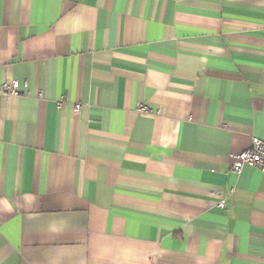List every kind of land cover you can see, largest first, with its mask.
Wrapping results in <instances>:
<instances>
[{"label":"crops","instance_id":"1","mask_svg":"<svg viewBox=\"0 0 264 264\" xmlns=\"http://www.w3.org/2000/svg\"><path fill=\"white\" fill-rule=\"evenodd\" d=\"M12 81L0 264H264V0H0Z\"/></svg>","mask_w":264,"mask_h":264},{"label":"built area","instance_id":"2","mask_svg":"<svg viewBox=\"0 0 264 264\" xmlns=\"http://www.w3.org/2000/svg\"><path fill=\"white\" fill-rule=\"evenodd\" d=\"M0 94L4 96L20 97L26 95L19 90L17 81L4 83L0 87ZM77 112L80 109L79 104L73 107ZM138 113L150 114V109L146 106L140 105L137 109ZM245 166L258 169L264 175V138L252 137L250 145L235 155H232L231 171L233 173H240ZM217 206L222 207L223 202H219Z\"/></svg>","mask_w":264,"mask_h":264}]
</instances>
